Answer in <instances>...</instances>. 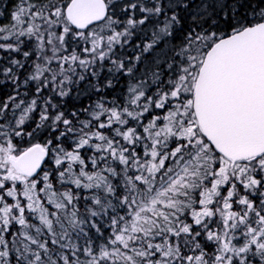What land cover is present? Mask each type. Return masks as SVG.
<instances>
[{
    "label": "snow or ice",
    "instance_id": "6c2138e0",
    "mask_svg": "<svg viewBox=\"0 0 264 264\" xmlns=\"http://www.w3.org/2000/svg\"><path fill=\"white\" fill-rule=\"evenodd\" d=\"M7 20L0 264H264V0Z\"/></svg>",
    "mask_w": 264,
    "mask_h": 264
},
{
    "label": "trees",
    "instance_id": "16d2710c",
    "mask_svg": "<svg viewBox=\"0 0 264 264\" xmlns=\"http://www.w3.org/2000/svg\"><path fill=\"white\" fill-rule=\"evenodd\" d=\"M16 0H0V11H4L5 15L3 18H0V23H7L8 13L11 12L14 3Z\"/></svg>",
    "mask_w": 264,
    "mask_h": 264
}]
</instances>
